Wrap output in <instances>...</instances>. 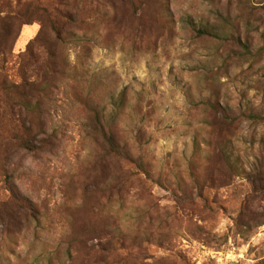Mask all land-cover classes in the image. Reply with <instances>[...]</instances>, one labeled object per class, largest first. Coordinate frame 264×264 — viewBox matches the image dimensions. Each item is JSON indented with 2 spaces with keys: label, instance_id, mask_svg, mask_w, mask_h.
<instances>
[{
  "label": "rangeland",
  "instance_id": "obj_1",
  "mask_svg": "<svg viewBox=\"0 0 264 264\" xmlns=\"http://www.w3.org/2000/svg\"><path fill=\"white\" fill-rule=\"evenodd\" d=\"M43 1L58 35L0 25V264H264V0ZM123 90L132 164L96 132Z\"/></svg>",
  "mask_w": 264,
  "mask_h": 264
},
{
  "label": "trees",
  "instance_id": "obj_2",
  "mask_svg": "<svg viewBox=\"0 0 264 264\" xmlns=\"http://www.w3.org/2000/svg\"><path fill=\"white\" fill-rule=\"evenodd\" d=\"M9 3L7 1L2 7H0V25L3 27L7 24L9 25L10 21H15L18 22V25L23 29L24 26L31 25L34 22L42 25L44 19L46 21L44 25L48 23L55 30V35H58L57 20L61 14L57 9L50 8L45 5L43 0H27L24 3H20V1H18V5ZM22 6L28 8L27 14H29V16L27 19H23V15H20L19 9ZM35 17L36 19L34 20ZM229 23L227 25H229ZM188 24L190 25V21ZM230 31L231 33L228 31L219 33V31L213 26H208L203 30H199L198 34L206 35L215 39H227L229 37L234 38L236 35L234 33L235 27H233ZM0 38L3 37L0 36ZM232 41L234 40L232 39ZM235 43L239 44L238 42ZM235 43L233 45H235ZM245 51L250 52L247 47L245 48ZM211 86L215 88L214 91L210 93L207 99L205 97L201 100L203 101L201 104L204 106V112L206 113L208 119L206 121V126L208 128L207 135L216 143L215 150L219 158L222 160L223 165L227 164L228 168L234 170V164L231 162L229 154L232 142L228 139V136L230 134V129L235 126V115L238 114L240 110H234L231 106L224 105V103H222V95L220 91L217 90L216 84L213 83ZM126 95V91L123 90L116 97H113V100L110 103L111 108L107 111V113L106 108L104 107L102 108L104 113L100 109L96 111L95 114L97 116L98 131H96V129L95 131L102 137L104 155L106 154L110 156L113 160L124 159L132 164L133 155H131L128 151L127 143L118 137V121L124 114ZM101 117L105 119L104 122L101 120ZM195 143L196 141L194 144Z\"/></svg>",
  "mask_w": 264,
  "mask_h": 264
}]
</instances>
